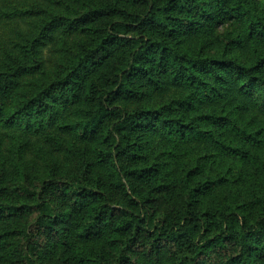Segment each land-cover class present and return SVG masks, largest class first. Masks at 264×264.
Segmentation results:
<instances>
[{
    "label": "trees",
    "instance_id": "16d2710c",
    "mask_svg": "<svg viewBox=\"0 0 264 264\" xmlns=\"http://www.w3.org/2000/svg\"><path fill=\"white\" fill-rule=\"evenodd\" d=\"M67 6L12 48L0 44V130L41 134L72 108L59 129L97 144L110 185L87 161L78 177L31 170L32 144L9 134L6 157L0 133V262L264 264V184L228 182L235 164L264 155L263 0ZM42 14L0 10V22ZM229 22L243 31L213 35ZM58 34L79 39L42 83L41 49ZM168 84L180 93L154 95ZM191 141L208 154L171 178L167 160Z\"/></svg>",
    "mask_w": 264,
    "mask_h": 264
},
{
    "label": "rangeland",
    "instance_id": "374dc122",
    "mask_svg": "<svg viewBox=\"0 0 264 264\" xmlns=\"http://www.w3.org/2000/svg\"><path fill=\"white\" fill-rule=\"evenodd\" d=\"M72 1L73 0H0V10L3 13H8L13 8H21V11L32 10L35 12L41 10L43 12L39 17H27L22 19L12 17L10 19L2 20L0 22V44L4 43L6 49H9L10 47L12 48L14 42L33 33L35 27L50 13L65 14L68 7L67 5L72 3ZM241 31H243L242 27L237 22H229L222 27L221 31L213 33V35H219L220 33H231L232 35H236ZM78 39V36L66 37L63 34H58L55 37L54 43L51 42L43 47L41 49L40 57L42 59V65H45V68L47 69L39 72L35 78L42 81V83L53 78V69H55V67L57 69V65L59 64V60L61 59L64 50L69 46L74 45ZM234 55L236 54L234 53ZM25 81L26 80H23L22 84L25 83ZM179 93L180 90L178 87L168 84L167 86L162 85L160 88L156 89L154 95L158 96V98L163 97L165 100H168L171 96H177ZM72 112V108L62 111L59 123L47 128L45 131H41V134L31 135L1 129L0 133L4 137L5 144L4 154L7 157L8 151L12 147L7 136L9 134L19 135L27 140L28 144H32V147H29L28 152L25 154V162L27 167L31 170L34 168L36 172L43 173L44 171L48 172L56 169V171L63 174V176L78 177L83 172V169L86 166L85 161H87L94 168L92 175L93 178L95 180H100L108 187L110 182L107 170L96 167L94 150L97 147V144L91 141H79L72 134L62 132L61 129H59V126L62 124L61 122L67 121L71 118ZM34 145H40L42 150ZM188 145L189 143L182 145L177 150V153L174 155L176 158L174 157L170 158L169 161L167 160L171 165V178H180L185 168H194L198 164V159L205 154H208L205 150L207 146L199 147V145H196L194 142L191 146ZM235 166L236 171L230 177L231 179L228 182L231 183L233 181L232 183H235L236 185L238 184L247 187L254 186L258 183L264 184V155L252 164L248 163L246 166L235 164ZM206 170H208V168ZM213 174L217 175L218 171L215 170ZM228 189L231 190L230 188ZM113 194L116 201L123 202L125 200L123 194L116 192ZM160 204L163 206L165 205V202ZM59 247H56L51 252L59 255H68L67 252H61ZM54 253L49 254V256H51L54 262H56L57 258ZM59 263L60 261L58 260L57 264ZM0 264L2 263L0 262Z\"/></svg>",
    "mask_w": 264,
    "mask_h": 264
}]
</instances>
